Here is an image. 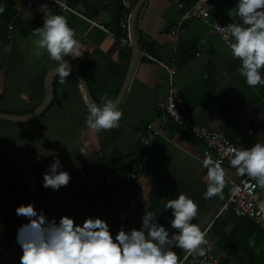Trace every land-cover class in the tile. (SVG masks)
Segmentation results:
<instances>
[{
    "label": "crops",
    "instance_id": "1",
    "mask_svg": "<svg viewBox=\"0 0 264 264\" xmlns=\"http://www.w3.org/2000/svg\"><path fill=\"white\" fill-rule=\"evenodd\" d=\"M78 13L62 10L49 0H0V113L24 116L43 101L46 77L57 67L46 51L39 49L32 31L42 26L48 12L67 18L80 42L79 57L65 56L83 75L92 99H114L124 81L131 47L120 50L116 38L89 20L114 30L123 7L119 0H60ZM138 0H126L130 16ZM195 0H142L135 16V32L140 49L128 87L118 103L123 115L119 127L96 131L86 125L87 99L75 75L61 80L52 78L53 96L46 109L28 121L0 119V174L26 179L38 198L50 192L65 191L68 200L40 206L49 218L68 215L81 223L85 217L99 216L110 225L113 234L123 225L140 226L145 211L169 230L171 209L166 200L181 192L198 205L191 223L201 230L209 226L207 251L221 264H264V231L250 218L226 210L217 216L225 202L229 181L242 175L232 167L224 168L220 193L206 197L210 183L203 156L194 137L188 136L171 121L162 123L157 105L167 93V71L142 55L145 51L163 63H173V76L181 99V110L211 130L219 131L232 143L250 147L264 143V86H250L239 73V60L223 46L217 36L194 20L182 23L173 35L181 13ZM235 0H227L222 13H235ZM242 23V22H240ZM12 25V43L7 28ZM11 44V52L4 46ZM163 133L146 145L143 138L154 129ZM53 155H58L71 179L59 190L42 184V176ZM136 161L145 165V176L127 183L125 172ZM101 173V174H100ZM136 196L139 207L127 222L118 218L120 209ZM255 197L261 203L264 195ZM32 201V200H31ZM21 191L0 187V253L13 251L11 264H19L21 250L16 230L24 222L15 213L22 203L31 202ZM254 240V245L248 241ZM172 248L179 258L187 251Z\"/></svg>",
    "mask_w": 264,
    "mask_h": 264
},
{
    "label": "clouds",
    "instance_id": "2",
    "mask_svg": "<svg viewBox=\"0 0 264 264\" xmlns=\"http://www.w3.org/2000/svg\"><path fill=\"white\" fill-rule=\"evenodd\" d=\"M0 3V13L4 12ZM235 11L240 22L225 26L217 24L222 39L228 44L230 54L239 60V73L250 86H264V0H235ZM36 55L47 52L58 62L56 71L61 80L67 78L72 66L65 56L79 57L80 42L67 18L48 12L42 26L32 31ZM5 52H11V44L5 45ZM103 104L90 102L87 105L86 125L96 131L119 127L122 110L114 99L101 97ZM230 164L240 175L257 178L264 187V143L256 142L250 147L229 149ZM202 166L207 169L210 181L206 197L220 193L224 184L222 161L206 155ZM71 179L63 168L58 155H53L42 176L45 188L59 190ZM264 209V202L260 204ZM165 208L171 209L170 224L178 229L169 236V230L159 223L153 212L145 211L138 228L126 229L121 225L113 234L108 222L99 216H88L81 223L68 215L59 219L49 218L35 202L22 203L15 208L18 216L26 222L16 230L15 241L21 250L19 264H181L178 254L166 245L196 252L204 256L207 249L205 232L199 224L191 223L197 216L198 205L181 192L176 198L168 199ZM254 245V240L248 241Z\"/></svg>",
    "mask_w": 264,
    "mask_h": 264
},
{
    "label": "built area",
    "instance_id": "3",
    "mask_svg": "<svg viewBox=\"0 0 264 264\" xmlns=\"http://www.w3.org/2000/svg\"><path fill=\"white\" fill-rule=\"evenodd\" d=\"M62 10L72 11L78 13L77 10L60 0H49ZM123 9L120 12L114 30L105 28L101 23L89 20L90 23L101 28L103 31L113 35L118 41L120 50L126 47H131L129 23L130 11L127 9L126 0H119ZM227 0H195L186 8L180 15L176 22V27L173 35L177 37L178 31L182 23L186 20H194L206 26L209 31L217 36L219 41L228 50V44L222 39V33L217 28V24L225 26L232 22H242L237 16L236 12L232 16H225L222 13L224 5ZM13 26L7 28V40L12 43ZM142 55L150 58L152 61L161 65L167 71V93L158 105L161 122L167 120L171 121L176 127L180 128L183 133L194 137L197 141L198 148L203 157L211 155L214 160L222 161V165L232 167L230 164L231 153L230 148H244L245 146L238 143H232L224 134L219 131L211 130L205 125L198 123L193 115H187L181 110V99L178 93V88L174 83L173 76L176 73V68L173 63H163L151 56L149 53L143 51ZM161 128L154 129L151 134L144 137L142 140L146 145H151L154 138L162 135ZM233 168V167H232ZM145 165L142 161H136L131 169L124 174V179L127 183L137 182L145 176ZM0 187L10 189L13 191H21L24 197L32 200L40 206L49 203H61L68 200V195L65 191L50 192L42 198L36 196L37 192L32 184L26 179H15L8 176L7 171L3 170L0 174ZM227 198L219 211L217 216L226 210H230L235 215L246 216L254 223L258 224L264 231V209L260 207L261 202L257 200L255 194L257 192L264 195V187L259 186L257 178L249 177L247 174L242 175L238 181H229L227 185ZM139 207L136 196L132 197L119 211L118 218L124 222L129 221L135 215ZM208 225L202 231L205 232L206 243L201 245L207 247L208 240ZM13 251L6 250L0 253V264H11ZM181 264H221L220 260L211 252L206 251L204 256H199L196 252L189 253L186 251L180 258Z\"/></svg>",
    "mask_w": 264,
    "mask_h": 264
},
{
    "label": "water",
    "instance_id": "4",
    "mask_svg": "<svg viewBox=\"0 0 264 264\" xmlns=\"http://www.w3.org/2000/svg\"><path fill=\"white\" fill-rule=\"evenodd\" d=\"M141 2H142V0L137 1L135 7L132 10L131 16H130L129 32H130V41H131V45H132L131 58L129 61V65H128V69H127L124 81L122 83V86H121L118 94H117V97L115 98V102L117 105L120 102V100L122 99V97H123V95H124V93L128 87L132 72L134 71V68L136 66L137 60L139 59V55H140V49H139V45H138V41H137V37H136V32H135V16H136L137 9H138ZM56 68L57 67H55L54 69H52L48 73V75L46 77V81H45L46 85H47L46 95H45L43 101L41 102V104L34 111H32L30 114L24 115V116L7 115V114L0 113V119L12 120V121H28V120L34 118L35 116L41 114L46 109V107L48 106V104L51 101L52 96H53L52 78L57 74ZM71 73L73 75H75L78 82L80 83V85L82 87V91H83V93L87 99L88 104L90 102H95L89 93L88 86H87L86 81H85L83 75L81 74V72L77 68L72 66Z\"/></svg>",
    "mask_w": 264,
    "mask_h": 264
},
{
    "label": "trees",
    "instance_id": "5",
    "mask_svg": "<svg viewBox=\"0 0 264 264\" xmlns=\"http://www.w3.org/2000/svg\"><path fill=\"white\" fill-rule=\"evenodd\" d=\"M101 174V173H100Z\"/></svg>",
    "mask_w": 264,
    "mask_h": 264
}]
</instances>
